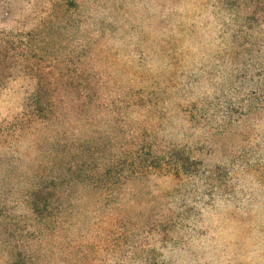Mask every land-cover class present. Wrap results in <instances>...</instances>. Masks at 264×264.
<instances>
[{
  "label": "rangeland",
  "instance_id": "obj_1",
  "mask_svg": "<svg viewBox=\"0 0 264 264\" xmlns=\"http://www.w3.org/2000/svg\"><path fill=\"white\" fill-rule=\"evenodd\" d=\"M41 27L52 75L89 84L198 171L132 180L118 200L126 217L109 223L115 206L74 185L54 147L57 130L71 143L92 128L28 122L37 81L17 73L0 88V123L24 124L0 149V264H119L137 248L151 264H264V0H72L58 12L50 0H0V31ZM58 170L43 218L26 193Z\"/></svg>",
  "mask_w": 264,
  "mask_h": 264
},
{
  "label": "trees",
  "instance_id": "obj_2",
  "mask_svg": "<svg viewBox=\"0 0 264 264\" xmlns=\"http://www.w3.org/2000/svg\"><path fill=\"white\" fill-rule=\"evenodd\" d=\"M50 1L58 12L72 0ZM44 32L43 27L31 31H0V88L17 73L30 75L36 79L37 88L27 105L28 122L37 120L46 128L64 126L65 123L92 128L88 139L71 143L61 142V137L68 132L57 130L54 137L58 141L54 147L74 185L82 184L107 204L115 206L109 214V223H120L126 217L118 200L124 186L132 180L146 176L152 169L168 170L176 176L197 173L198 162L189 163L190 158L185 153L147 142L148 133L130 125L122 114V106L115 102L103 103L98 92L90 91L89 84L80 90L79 84H70L52 75L53 58L44 53L42 47ZM44 58L50 60L49 65L44 64ZM104 116L109 117L106 132L95 126ZM23 125L18 120L13 124L0 123V149L12 146ZM58 172L50 179L40 178L26 193L27 205L43 218L52 216L54 197H60L61 186L57 182L66 174ZM20 251L16 256H22ZM119 264H151V259L137 248L124 252Z\"/></svg>",
  "mask_w": 264,
  "mask_h": 264
}]
</instances>
